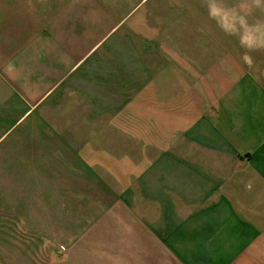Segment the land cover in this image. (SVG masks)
<instances>
[{
    "label": "crops",
    "instance_id": "crops-1",
    "mask_svg": "<svg viewBox=\"0 0 264 264\" xmlns=\"http://www.w3.org/2000/svg\"><path fill=\"white\" fill-rule=\"evenodd\" d=\"M241 2L243 30L211 0H0V264H264V18ZM16 181L100 202L23 240Z\"/></svg>",
    "mask_w": 264,
    "mask_h": 264
},
{
    "label": "rangeland",
    "instance_id": "rangeland-1",
    "mask_svg": "<svg viewBox=\"0 0 264 264\" xmlns=\"http://www.w3.org/2000/svg\"><path fill=\"white\" fill-rule=\"evenodd\" d=\"M211 1L219 3L218 8L223 15L236 14L234 18L235 21H232L230 18L231 21L225 22L230 26H234L229 29L236 28V30H243L245 23L242 18L237 15L238 10H242V0ZM252 10L253 15L257 17L262 16L264 18V0H257V5L252 6ZM250 29L260 32L264 31V22L260 21L258 23L252 21ZM261 42V45L264 46V38L256 39L255 44H260ZM46 184L48 188L44 190L43 185L45 186ZM49 185L50 183L32 181L10 182V188L13 192L20 195L17 198H10L12 237L16 234L17 237L23 240L35 239L36 237L48 240L52 238L63 240L68 236L81 233V230H68L66 228L70 222L81 224L84 207L99 204L100 198L97 196V192L92 190L95 188L90 187L88 183L78 181L74 183H59V190L53 191L51 194ZM44 194H46V197H42ZM69 207H73L75 212L67 213ZM24 209L29 211V213H22ZM47 209H52L53 212H46ZM54 209H57V213H54ZM22 222H26V224L23 225ZM14 228H16V232ZM26 248L28 250L32 247L22 246L23 251ZM38 249H40L41 252H49V250L45 251L47 247L38 246L34 250Z\"/></svg>",
    "mask_w": 264,
    "mask_h": 264
}]
</instances>
